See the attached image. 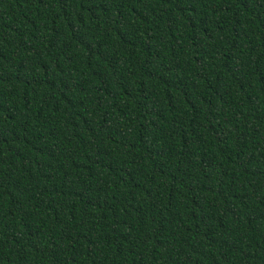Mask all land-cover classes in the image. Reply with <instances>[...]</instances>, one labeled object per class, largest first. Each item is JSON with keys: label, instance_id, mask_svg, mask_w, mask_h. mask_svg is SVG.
Instances as JSON below:
<instances>
[{"label": "trees", "instance_id": "trees-1", "mask_svg": "<svg viewBox=\"0 0 264 264\" xmlns=\"http://www.w3.org/2000/svg\"><path fill=\"white\" fill-rule=\"evenodd\" d=\"M0 264H264V0H0Z\"/></svg>", "mask_w": 264, "mask_h": 264}]
</instances>
